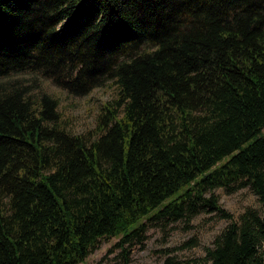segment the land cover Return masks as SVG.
I'll return each mask as SVG.
<instances>
[{
  "label": "trees",
  "instance_id": "trees-1",
  "mask_svg": "<svg viewBox=\"0 0 264 264\" xmlns=\"http://www.w3.org/2000/svg\"><path fill=\"white\" fill-rule=\"evenodd\" d=\"M27 71L117 93L92 136L0 84V264H85L155 221L233 219L217 188L264 204V0H0V79ZM197 264H264V215L247 207Z\"/></svg>",
  "mask_w": 264,
  "mask_h": 264
},
{
  "label": "rangeland",
  "instance_id": "rangeland-1",
  "mask_svg": "<svg viewBox=\"0 0 264 264\" xmlns=\"http://www.w3.org/2000/svg\"><path fill=\"white\" fill-rule=\"evenodd\" d=\"M4 86L20 87L33 98L43 93L52 95L59 101V112L74 134L94 133L97 117L102 106L116 97L117 90L107 81L86 95L69 93L57 86L52 80L36 72H22L0 79ZM220 205L233 214V219L224 218L216 212H202L191 221L170 223H149L144 243H135L130 251H122L117 246L119 238L103 239L90 254L85 264H197L214 246L216 237L247 207H255L264 215V204L258 196L245 187L233 193L223 188L215 190Z\"/></svg>",
  "mask_w": 264,
  "mask_h": 264
}]
</instances>
